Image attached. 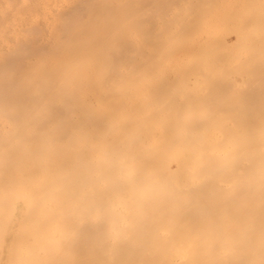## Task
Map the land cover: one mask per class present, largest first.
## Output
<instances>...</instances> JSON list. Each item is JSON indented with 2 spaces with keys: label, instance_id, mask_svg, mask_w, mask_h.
Here are the masks:
<instances>
[{
  "label": "bare ground",
  "instance_id": "1",
  "mask_svg": "<svg viewBox=\"0 0 264 264\" xmlns=\"http://www.w3.org/2000/svg\"><path fill=\"white\" fill-rule=\"evenodd\" d=\"M22 1V8L15 7L19 9L15 17L22 18L18 21H23L22 26L26 15L45 3L53 4L49 5L53 12L46 13L57 21L54 26L53 21L46 24L54 29L49 28L45 38L42 33L47 30L42 29L46 18L36 19L32 25L34 18L28 14L32 19L29 29L25 24V34L16 24L18 34L25 36L32 27L35 34L30 33L37 36L29 33V39L22 35L24 39L9 44L4 41L6 45L0 47V264H264V93L259 94L264 81H259L263 87L259 83L261 88L255 87L257 77L264 75V57L259 60L264 52L258 48L262 44L252 47L257 40L264 42V0L261 4L246 0L251 4L249 9L240 6L241 0L236 9L233 3L216 0L223 6L226 2L224 7L217 5L221 10H216L212 0L211 7L208 0H169L170 4L173 1L171 10L168 0H34V6L30 0ZM4 3L9 14L0 11L2 22L15 14L13 6ZM197 7L201 13L196 9L191 12ZM225 7L229 11L232 7L234 18L239 7L248 10H238L242 12L238 19L249 17L244 19L247 24L242 19L238 21L241 27H235L237 22L229 19L232 14ZM151 9L153 19H149ZM179 9L184 17L187 13L192 19L199 17V24L208 20L206 11H219L216 17L209 14L214 21L225 11L226 22L236 24L230 23L234 27L229 28H236L235 33L240 29L237 34L242 36L237 40L244 37L242 42L247 41L246 48H241L239 44H244L238 40L239 49L252 51L247 54L251 57L253 53L254 58H247L240 51L246 65L248 60L256 61H249L257 64L252 71L254 63L242 68L250 77L244 79L252 82L242 78V89L241 82L231 78L230 73L236 78L244 65L239 54L230 52L227 57L225 50L218 55L216 45L211 44L218 55L212 56L215 60L211 62V47L208 53L202 51L208 50L206 47L201 50L204 42L198 43V37L212 33L207 31L208 22L213 24L209 15L207 29L204 24L196 29L198 20L194 22L188 15L196 25H185ZM44 11H38L40 16ZM197 12L201 16L193 14ZM253 16L256 21L252 19L250 24L256 23L252 29L260 34L247 28ZM221 20L219 23H224L225 19ZM14 21L10 22L15 25ZM217 23L211 25L216 35L227 27L226 23L220 31L218 23V32ZM242 27L248 34L244 35ZM40 28L43 32L39 37ZM13 32L16 36L17 31ZM187 35H191V42L198 36L199 51L209 55L201 52L202 57L210 58V62L202 59L200 63L210 64L199 66L195 63L198 60L193 64L191 58L198 57V46H190V38L185 42ZM217 36H211V42L218 47L222 43L225 47L220 46L221 50L229 48L232 42L222 34V38L218 36L221 40ZM248 39L253 41L248 46L254 52L248 49ZM166 41L174 43L175 49L167 42L174 51L163 46ZM182 41L189 46L183 47L187 61L182 59L183 53L181 59L186 66L194 65L183 64L192 68H184V74L196 76L194 87L201 85L205 91L200 94L199 88L186 86L190 76L187 83L182 81L186 85L180 86L177 80V88H192L189 93L184 91L188 96L182 93V101H177L174 98L181 90L169 85L163 88L162 83L153 89L151 80L156 73L154 82L166 83V73L160 72L162 77L157 68L162 67L161 61L167 62L161 71L174 68L165 59L180 53ZM232 45L237 50V45ZM235 58L241 62H232ZM177 63L174 72L179 74ZM159 78L164 80L157 81ZM176 78L170 80L175 82ZM230 84L235 86L229 88ZM170 89L178 94L169 95ZM230 89L232 95L227 92ZM170 97L176 102H169ZM161 99L162 104L157 102Z\"/></svg>",
  "mask_w": 264,
  "mask_h": 264
},
{
  "label": "rangeland",
  "instance_id": "2",
  "mask_svg": "<svg viewBox=\"0 0 264 264\" xmlns=\"http://www.w3.org/2000/svg\"><path fill=\"white\" fill-rule=\"evenodd\" d=\"M1 1H2L3 3H2V4L0 3V11H1V10H2V11L4 10L6 13H8V10H7L8 5H6V4L4 3V2H7V4H9V7H10V6H13V8H12V7H11V8H12L13 11H15V14H14V15L12 14V15L14 16L15 20H16V18L18 19V20H16L17 22L14 21V18H12L13 16H11V15H10L11 17H10V16H6L7 19H5V17L3 16V17H4V18H3V22H2L1 19H0V22H2V25L0 24V28H1L0 31L2 32V29H3V34L0 32V33H1L0 36L4 35V36H2V37L0 38V42H2V43H0V47H1V48H2L3 46L6 45V44L4 45V41H5V43H6V42L8 43V42H14V41H17V40H22V39H24V38H29V39H30L31 36H33V38L36 37L37 35H32L33 33L35 34V31H34L35 29H34V27H33L34 30H32L33 33H32V31H31L32 27L30 28V30H28L29 33H30V32L32 33V34H31V33H30V34L28 33V34L31 35V36H27L28 34L25 35V36H24V34H21V33H23V32H25V34L27 33V31H26L27 29H25L24 27L27 26L26 28H28V25H29L28 22L31 24V22L33 21V22H32V25H34V21H35L36 19H37V20H38V19H40V20L44 19V20H45V18H46L45 23H44V24H45V29H44V27H43L44 25H42L41 28L43 27V29H42L43 31H45V30L48 31L49 28H50V29L53 28V26L55 25V23H56V21H57V17H56V21L54 20V21H55V22H54L53 19H52V18H54V17H52V16H54V15H51V16H50L49 13H46V12H51V11L53 12L52 8H49V5H53V4H52V3H49V4H48V3H45V4H42V5L45 7V9H43V10H45L44 12L47 14V17L45 16V13H44V12H42V13H44V14H43L44 16H43L42 14H41L42 16H40V13H41V12L39 13L38 11H40V10L43 11L42 8H44L42 5H40L41 8H40L39 10H36L37 12L35 11L37 14H36L33 10H32L33 12L30 11L31 13H33V16L30 14V12L28 13V14H29L32 18H34V19L32 20V19L29 17V15L27 14V15H26L27 19H26V23H25L26 25L23 24V26H22V25H21L22 22H23L22 20H20V24L18 23L19 19H22V18H20V17H15V16L17 15L16 12H18L19 9L22 8V6H23L24 3L20 5V2H19L20 0H15L16 2L18 1L17 3H19L18 5H20V8H19V6H18L17 4L13 5V3H11V2H12L11 0H10L11 5H10V3H8L9 0H8V1L0 0V2H1ZM21 1H22V0H21ZM36 1H37V0H36ZM36 1H34V0L31 1V0H30V3H29V2H27V1L25 0V3L27 2V3L31 4L32 6H34V5L32 4V2L35 3ZM38 1H40V0H38ZM208 1H209V2H208L207 4H208V6H210V7H211V4L214 5L213 3H216V4H215V5H216V6H215V7H216V10H217V7H218V9H220L221 7L226 6V4H225L226 2H227L228 4H229V3H233V4H234L233 7H235V4H236L237 2L240 3L239 0L236 1L235 3H234L233 1L231 2V1H229V0H225L226 2H225V3L223 2V3H224V6H223V4H220V5H219V4L217 3L216 0H212L213 3H212L210 0H208ZM222 1H223V0H222ZM222 1H221V2H222ZM241 1H243V4H244V5H243V4H240V6H243V7H244V6H247V8H248V5H249V7H251L252 0H251V2H250L251 4H246V3H248L246 0H245V3H244V0H241ZM248 1H250V0H248ZM256 1H257V0H256ZM22 2H24V0H23ZM22 2H21V3H22ZM210 2H211V3H210ZM218 2L221 3L220 0H218ZM253 2H254V1H253ZM258 2L261 4L262 0H261V1L258 0ZM258 2H257V3L255 2V3H256L257 5H260V4H258ZM263 2H264V1H263ZM163 3L166 5V3H165L164 1H163ZM168 3H169V4H168ZM168 3H167L168 6H167V5H166V6H167V7H170L171 4L173 3V1H171V4H170V2H169V0H168ZM239 3H237L236 6H237ZM3 4H4V5H3ZM47 4H48V5H47ZM256 4H255V5H256ZM5 5H6V6H5ZM16 5H17V7H18L19 9H18V8H15ZM36 5H37V4H36ZM217 5H219V6H221V7L219 8V6H217ZM231 5H232V4H230L229 6H231ZM257 5H256V6H257ZM166 6H165V9H166ZM238 6H239V5H238ZM238 6H237V7H238ZM261 6H263V5H261ZM51 7H52V6H51ZM163 7H164V6H163ZM163 7H162V9H163ZM257 7H258V6H257ZM1 8H2V9H1ZM171 8H172V7H170V10H171ZM244 8H245V7H244ZM247 8H245V9H247ZM261 8L264 9V7H261ZM9 9H10V8H9ZM32 9H35V8H32ZM46 9H47V10H46ZM165 9H164L163 13L166 12V11L168 12L167 9H169V8H167L166 11H165ZM195 9H196L197 11L199 10L200 13H201V9H200V8L198 9V7H197V8H193V9H191V12H193L192 10L196 11ZM213 9H215V8H213ZM222 9H223V8H222ZM230 9L232 10V7H230ZM233 9H236V7L233 8ZM239 9H240V10L242 9L241 11H246V12L248 11V10H245V9L243 10V8H240V7H239ZM239 9H238V10H239ZM248 9H249V8H248ZM252 9L255 10V7L252 8ZM252 9L250 8V10H252ZM259 9H260V8H259ZM10 10H11V9H10ZM48 10H51V11H48ZM170 10H169V11H170ZM180 10H181V9H179V12H180ZM185 10H186V8L183 9L184 12H185ZM220 10H221V9H220ZM224 10H227L226 12H229V13H231V14L233 15V16L231 15V17H230V15H228V16H229V19H230V18H234V16H235V15L233 14L234 12H233V11H232L233 13L230 12L231 10L229 11V7H227V8L225 7ZM238 10H236L237 12H239L238 15H236V18H237V19H238V16L240 17V15L242 14V12H241V11H238ZM257 10H258V8H257ZM261 10H262V9H261ZM261 10H259V11H261ZM222 11H223V10H222ZM222 11L219 13V14H220V16H219L220 18L217 17V19H219L220 22L222 21L221 19H225L224 23H223V22H222V23H219L218 20H215V21L213 20V17L216 15L215 13H218L219 11L214 12V13H213V10H212V12H210V11H206V14H208V12H209V14H210V13H211V14L213 13L212 15L210 14L211 16H213V15L215 14L212 18H211L210 15L208 14L209 17H210V18L212 19V21H213V24H211V25H213V27H214V26H215L214 24H216V23L218 22V23L220 24V26H221V27H219V24L217 23L218 26L216 25L215 30H217L218 27H219V29H220V28L223 29V28H224V27H222L223 25H224V26L227 25L228 28H229V27L233 28L234 26H230L232 23H233L232 25H236V24H237L235 27H238V25L240 26L241 23H238V21H239L240 19H238V20H237L236 18H234V20L232 19L234 22H235V21L237 22V23L235 22L236 24H235L234 22H231V20H230V21L228 20L229 23L226 22V21H227V20H226V17H227V19H228V16H226L225 11H224L223 14H222ZM236 11H235V13L237 14ZM259 11H258V12H259ZM5 12H4V13H5ZM151 12H152V9H151L150 12H149V19H151V18L153 19V17L150 16ZM187 12H188V11H187ZM240 12H241V13H240ZM250 12H251V11H250ZM255 12H256V11H255ZM255 12H253V10H252V13H255ZM6 13H5V14H6ZM13 13H14V12H13ZM34 13L36 14V16H35ZM38 13H39V14H38ZM54 13H55V12H54ZM152 13H153V12H152ZM181 13H182V10H181V12L179 13V17H180V18H182V17H181ZM198 13H199V12H197L196 14H195V13H193V14L197 16ZM200 13H199V14H200ZM224 13H225V14H224ZM229 13H228V14H229ZM243 13H244V12H243ZM248 13H249V12H248ZM252 13H250V14H252ZM259 13H260V12H259ZM263 13H264V11H263ZM263 13H262V14H263ZM8 14H9V13H8ZM184 14H185V13H184ZM189 14H190V13H189ZM189 14L187 13V15H185V17H184V15H183V13H182V15H183V17H184V21H183V19H182V21L185 22V23L187 22L185 25L189 24L188 22L191 21L189 18L186 17V16H188ZM202 14L205 15V12L202 11ZM221 14H222V15H221ZM244 14H245V13H244ZM1 15H3L2 12L0 13V16H1ZM6 15H7V14H6ZM38 15H39V17H38V18H35V17H37ZM48 15H49V16H48ZM151 15H153V14H151ZM190 15H191V14H190ZM190 15H189V16H190ZM208 15H206L207 17H206V16H204V17L202 16V18H205V17H206V18H208L207 21H209L210 18L208 17ZM223 15H224V18H223ZM245 15H246V14H245ZM253 15H254V14H253ZM34 16H35V17H34ZM200 16H201V14H200ZM217 16H218V14H217ZM242 16H243V15H242ZM248 16H249V15H248ZM251 16H252V15H251ZM262 16H264V15H262ZM1 17H2V16H1ZM1 17H0V18H1ZM9 17H10V19H9ZM43 17H44V18H43ZM51 17H52V18H51ZM190 17H191V19H192V16H190ZM215 17H216V16H215ZM221 17H222V18H221ZM244 17H245V16H244ZM258 17H259V16H258ZM41 18H42V19H41ZM47 18H50V19H51V23H50V21H49L50 19H47ZM246 18H247V17H245V18L242 17L243 22H242V19H241L240 21H241L242 23H246V24H247L248 21L244 20V19H246ZM4 19H5V20H4ZM11 19H12V20H11ZM188 19H189V20H188ZM193 19H194V17H193ZM193 19H192V20H193ZM195 19L198 20L199 17H197V18H195ZM195 19H194V22L196 21ZM215 19H216V18H215ZM247 19H249V17H248ZM252 19H254L253 21H256V20H255L256 18H254V16L251 17V20H250V22H249V24H248V26H247L248 29H249V26H250V28H251L250 30H253L252 27H253L254 25H256V23H255L253 26L251 25V24H253ZM260 19H263V18H260ZM27 20H28V21H27ZM31 20H32V21H31ZM44 20H43V21H44ZM178 20H179V22H182V21H180L181 19L178 18ZM178 20H177V22H178ZM200 20H201V19H200ZM203 20L205 21V19H203ZM203 20H201V21H203ZM10 21H14V22H15V25H14L12 22H10ZM30 21H31V22H30ZM46 21H49V22H46ZM52 21H53V26H52V28H51V25H50V27L47 26V25H48V24H52ZM150 21H151V20H150ZM204 21H203V24L206 26V28H204L205 26H203L202 22H200V24H199V20L196 21V22H198V26H197L198 28H196V26H195V28H196V29H199V27H200V29H201V27H203V28L206 30V29H207V25H208V26H209L208 29H210V30H207V31H211L212 33H210V34L215 33L216 31H214V30H213L214 28L210 25V21H211V20L208 22L209 24H207V25L205 24L207 21H206L205 23H204ZM216 21H217V22H216ZM244 21H246V22H244ZM260 21H261V20H260ZM179 22H178V23H179ZM194 22H192V23L190 22V24L193 25ZM251 22H252V23H251ZM257 22H258V20H257ZM6 23H8V24H6ZM11 23H12V24H11ZM47 23H48V24H47ZM226 23H227V24H226ZM230 23H231V24H230ZM250 23H251V24H250ZM3 24L9 25V26H7V27H8V29H9L10 31H9V30H6L7 28L5 29L6 26L3 25ZM16 24H17V25L19 24V26H20V25H21V26H20V27H19V26H16ZM46 24H47V25H46ZM201 24H202V25H201ZM225 24H226V25H225ZM10 25H11V26H10ZM12 25H14V26H12ZM24 25H25V26H24ZM32 25H30V26H32ZM178 25H179V24H178ZM185 25H184V27H186ZM194 25H196V24L194 23ZM228 25H229V26H228ZM243 25H244V24H243ZM243 25H242V26H243ZM258 25H259V24H257L256 28H260ZM15 26H16V27H15ZM180 26L183 28L182 24H180L178 27H180ZM210 26H211V27H210ZM260 26H262V25H260ZM263 26H264V25H263ZM13 27H14V29H13ZM18 27L21 28L20 31H22V30H24V31L18 34V32H19V29L17 30ZM22 27H23V29H22ZM47 27H48V28H47ZM181 27H180V28H181ZM227 27H225V32H224V29H223L222 31H221V29H220L221 32H219V31L217 30V31L219 32V34L217 33V35H218V36L220 35L221 38H222V36H223V38L225 39L226 36H225L224 34H225V33L229 34V33H228V30H227ZM240 27H241V26H240ZM41 28H40V30L38 31L40 34H38V32L36 33V34L39 35V37H40L41 33L43 32V31L40 32V31H41ZM46 28H47V29H46ZM182 28H181V29H182ZM253 28H254V27H253ZM256 28H255V29H256ZM12 29H13V30H12ZM28 29H29V28H28ZM50 29H49V30H50ZM53 29H54V28H53ZM53 29H52V31H53ZM242 29H243V33H244V35L248 34V33L245 32V31H246V30H245L246 28H243V27H242ZM260 29H261V28H260ZM260 29H259V30H260ZM262 29H263L262 34H264V28H262ZM11 30H12V31H11ZM182 30H183V29H182ZM182 30H181V31H182ZM230 30H231V31H230ZM235 30H236V28H235ZM235 30L229 28V32H230V33L232 32V33L229 34L228 37H226V38L229 39L230 42L233 43V45H235V44L237 45V42H239L238 40H240V39L237 40V38H238L237 36H239V38H241V36H242V34H241V33H242V30H241V33H240L241 36H240L239 34H237V33H239V30H240V29H239L238 32H236V33H235ZM250 30H249V31H250ZM256 30H258V29H256ZM8 31H9V32H8ZM13 31H17L16 34L18 35V38L16 37L17 35L14 36L15 33H14ZM47 31H46V32H43L42 35L44 36V34H45V35H47V36L49 37V31H48V33H47ZM50 31H51V30H50ZM181 31H180V33H178V34H179L178 36H181ZM207 31H206V32H207ZM249 31H248V32H249ZM10 32H11V33H10ZM182 32H183V31H182ZM200 32H202V30H200ZM200 32H199V34H200ZM206 32H205V33H206ZM222 32H223V33H222ZM257 32H258V31H257ZM257 32H256L255 30H253L252 33H257ZM259 32H260V31H259ZM259 32H258V33H259ZM5 33H7V34L5 35ZM46 33H47V34H46ZM220 33L222 34V36H221ZM245 33H246V34H245ZM252 33H251V31H250V33H249V35H248V38H250V36H251L250 34H252ZM260 33H261V32H260ZM260 33H259V34H260ZM190 34H191V31H190ZM201 34H202V33H201ZM210 34L208 33L207 36H205L206 34H205V35H200V36H205V37H207L208 39L206 40V42L208 41V42H210V43H206V42L204 41L206 38L204 37V39H203V38H201L200 36H199V37L196 36V37H195V38H196L195 41L193 40V42H191V41H192V40H191V37H190L191 35H189V36L187 35L188 37H185V40H184V41L186 42V41L189 40L188 38H190V40H189L187 43H188L190 46H192L191 43H192V44L194 43V44H195L194 47H196V46H198V45L196 44V42H197L196 40H197L198 38H200L201 41L199 40L198 43H200V42H204V43H201V45H200L201 50H202V48L205 49V47H206V49H208V48H210V47L212 48V49L210 48V52H209V49H208V50H202V51H204V52L207 51V53L209 52V54L211 53V51H212V53H213V52L215 53V52L217 51V49L219 50V51H217L218 55H219V53H220V55H222L221 52H223V53L225 54V52H226L225 50H228V52L226 53V54H227V57H228V54H229V56H231L233 53L239 54L240 57L242 58L241 60H242V62H243L244 65H243V67L240 66L241 68L238 67L237 71H235V72L237 73L238 70H239V68H240V71H239V72L242 71L240 74H242L243 72L246 73L247 71H245V69H243V70H244V71H243L242 68H244L245 66L249 67V64H250L249 61H254V60H253V59H252V60H248V59H247V60H248L247 62H248L249 64L246 65V62L244 61V56L246 55L247 58L251 57L250 55H247V54H250L252 51L250 52L249 50H247V51H248V53H247L246 50L243 51L244 48L241 49V50H242V54H245V55L243 56V55L240 53L241 50L239 49L238 45H237V47H238L237 50L239 49V51H237L235 47H234V48H235V51H234V48L231 47L232 43L229 44V45H230L229 48H228V46H226L227 49L221 50V49H219L220 46H224L222 43L218 42V43L221 44V45L218 47V46H217L218 44H214L215 42H214V43L211 42V40H212V37H211V36H217L216 33H215L214 35H211V36H210ZM259 34H258V36H259ZM9 35H10V36H9ZM19 35H20V37H19ZM22 35H23L24 38L22 37ZM12 36H13V37H12ZM26 36H27V37H26ZM47 36H44V37H45V38H48ZM185 36H186V35H185ZM218 36H217V38L220 39ZM224 36H225V37H224ZM14 37H16L17 39H16V38L14 39ZM41 37H42V36H41ZM44 37H42V38H44ZM192 37H193V36H192ZM197 37H198V38H197ZM236 37H237V38H236ZM245 37H246V36H245ZM251 37H252V36H251ZM2 38H3V39H2ZM19 38H20V39H19ZM175 38H176V37H175ZM181 38H182V36H181ZM181 38H180V39H181ZM186 38H187L188 40H186ZM235 38H236V39H235ZM243 38H244V37H243ZM243 38H242V39H243ZM5 39H6V40H5ZM168 39H170V38H168ZM193 39H194V38H193ZM209 39H210V40H209ZM242 39L240 40L241 43H243V44L245 43V44H246L247 41L245 42V41H244L245 39H244L243 42H242ZM250 39H251V38H250ZM262 39H264V37H262ZM9 40H10V41H9ZM166 40H167V39H166ZM170 40H172V38H171ZM170 40H169V41H170ZM178 40H179V37H178ZM181 40H182V39H181ZM220 40H221V39H220ZM246 40H247V37H246ZM164 41H165V39H164ZM173 41H174V40H173ZM214 41H215V40H214ZM223 41H224V40H223ZM250 41H252V40H250ZM250 41H249V39H248V42H249V43H247V46H248V44L251 45V42H250ZM254 41L256 42V40H254ZM167 42H168V41H166V42L163 43V44H164L163 46H165V48H166V46H167ZM185 42L183 43V41H182L183 44L179 43V45H180L179 47H178V45H177L178 49L181 48L180 50H178V51H180V53L178 52L179 57L177 56L178 54H176L175 52H173V53H175L176 56H173L174 54L172 55V53H171V54L168 53L169 55H171V57L173 56L172 58H173L174 60L171 59L169 55H167V56H168L167 59L163 58L164 55L161 56V57L163 58V60H164V59L167 60V61L169 60V64H170V65H171L172 63L174 64V65L172 64V65L174 66V68L170 67V68H168V70L170 71V70L173 69V70H172L173 72H172V71H170V72H171L172 74L174 73L173 75H176L175 77H174L173 75H170L171 73H170L168 70H167L168 72H165L166 68H165L164 70H162V71L160 70V69L163 68V64H164V63H165L164 65L167 64L166 61H165L164 63H163V61H161L162 67L160 68L159 66H161V65H159V66L156 65V66H158V68H157V67H156V68H157V71L159 70V74H160V72L162 73L163 71H164V72L162 73V75L166 73V75H167V78H165V79H166V81H165L166 83H164V82H158L159 84H158V83L156 84V83L154 82V81H156V79L154 78V76H155V75L157 76V74H156V73H153V70H155L154 72H156V68H155V69H152V72H151V73L155 74L154 76H153V74H152V76H153V78H154L155 80H154L153 78H152V80H151V82L153 81V82H152L153 85H152V83H151L153 89H154V88L156 89L161 83L164 84V85L161 84V87H163V88H164L165 85H166V86L169 85V86H170L169 88H171V87L173 88V86H175V88H177V87H176L177 80H178V84H180V86H181V84H182V85H186V84H184L182 81H186V83H187V80H188V84H187L186 86L190 87V85H191V86L193 85L192 87H194V86H195V85H194L195 83L193 84L192 82H193V80H194L193 78H195L196 76H195V77H194L193 75H192L193 77L190 76V75L186 76V74H184V73H185V72H184L185 69H186V70L188 69L187 71H189V69H192V68L194 67V65H193L194 62L197 61V60H198V61L195 62V63L198 64L199 66H200V65L203 66V64H204V65H208V64H210V63L205 64V63H204L205 61H203V64H201L200 62L202 61V59H204V60H207V59H208V62H210V61L213 62V60H215V58L218 56L217 54H214V53H213V55H211V54H212V53H211L210 56H209V55L206 53L209 57H211V59L208 58V57H207V59H206V56H205V58H203V57H202V54H201L202 51H201V52L199 51L200 49H199V46H198V47L195 48V50L198 49L197 52H195L196 54H195L194 52H193V53H194L196 56L199 57V55H197V54H198V52H200V54H201V60H200V57H199V58H198V57H197V58H193V57H192L191 59H192L193 64H192V65H191V64L188 65V66H192V68H185V67H188V66L185 65V64L187 63V62H186L187 60H186V57L184 56V53H183V51H184V48H183V47H185L184 44L186 45ZM216 42H217V41H216ZM252 42H253V41H252ZM262 42H263V41H262ZM262 42L259 43L258 40H257V42L254 44V46L252 45V47H255L256 45L258 46V45H261V44H262L261 46H262V48H263V47H264V44H263L264 42H263V43H262ZM205 43H206V44H205ZM239 43H240V42H239ZM257 43H259V44H257ZM1 44H2V46H1ZM8 44H9V43H8ZM188 44H187V45H188ZM203 44H205V45H203ZM209 44H210V45H209ZM211 44L214 45V46L216 45V51H214L215 49L213 50V46H212ZM245 44H244V46H242V44H239V45H241V48H242V47H245V48H246ZM168 45L173 46L174 49L176 48V46L174 45L173 42H168ZM187 45H186V46H187ZM189 45H188V46H189ZM208 45H209V46H208ZM233 45H232V46H233ZM188 46H187V47H188ZM207 46H208V47H207ZM161 47H162V46H161ZM173 47H172L171 49H169V47L167 46V48H168L169 50L174 51ZM224 47H225V46H224ZM248 47H249V46H248ZM248 47H247V48H248ZM252 47L250 46L248 49H252V50H253ZM1 48H0V49H1ZM185 48H186V47H185ZM214 48H215V47H214ZM231 48H232V50H231ZM258 48L261 49L262 52H264V51H263L264 48H263V49L260 48V47H258ZM163 49H164V48H163ZM163 49H162V51H163ZM229 49H230L231 51H229ZM254 49L256 50L257 48H254ZM164 50H165V49H164ZM167 51H168V50H167ZM172 51H170V52H172ZM175 51L177 52V49H176ZM220 51H221V52H220ZM233 51H234V52H233ZM256 51L259 52V50H256ZM256 51H255L256 54L254 53V55H256L257 57H259L258 55H260V54L257 55V52H256ZM204 52H202V53H204ZM230 52H231L232 54H230ZM238 52H239V53H238ZM249 52H250V53H249ZM253 52H254V50H253ZM262 52H261V53H262ZM182 53H183V54H182ZM0 54H1V52H0ZM165 54H166V53H165ZM181 54L185 57V58H184V57L182 58V59L186 60L185 62L181 59V57H182ZM194 54H193V56H194ZM204 54H205V53H204ZM206 54H205V55H206ZM262 54H263V53H262ZM214 55H216V56H214ZM263 55H264V54H263ZM187 56L190 57V56H192V55H188V54H187ZM212 56H214L215 58H213ZM235 56H236V55H235ZM235 56H234V57H235ZM159 57H160V56H159ZM175 57H176V58H175ZM257 57L255 58L256 60H257ZM261 57L263 58L264 56H260L259 58H261ZM156 58H157V57H156ZM178 58H179V59H178ZM187 58H188V57H187ZM229 58L232 59V60H234V59L231 58V57H229ZM229 58H228V59H229ZM236 58H239V57L236 56ZM236 58H235L236 61H232V62H234V63L237 62V64H239V63L241 62V61H240V62L238 63V61L240 60V58H239V60L236 59ZM251 58H254V57H253V53H252V57H251ZM251 58H250V59H251ZM262 58L259 59V60H262ZM175 59H176V61H178V63H179V65H177L178 67L176 68V70H178V68H179L180 70H178V71H180V72H182V73H179V74L177 73V74H176V73L174 72V71H175L174 69H175V67H176V66H175V65H176L175 63H177V62L175 61ZM189 59H190V58H189ZM209 59H210V61H209ZM230 59H229V61H231ZM245 59H246V58H245ZM155 60H156V59H155ZM199 60H200V61H199ZM237 60H238V61H237ZM259 60H258V61H259ZM263 60H264V58H263ZM263 60H262V61H263ZM150 61H151V60H150ZM157 61H158V58H157ZM174 61H175V62H174ZM189 61H190V60H189ZM262 61H261V62H262ZM158 62H159V61H158ZM190 62H191V61H190ZM192 62H191V63H192ZM198 62H199V63H198ZM232 62H231V63H232ZM254 62H256V61H254ZM254 62H251V64L254 63ZM263 62H264V61H263ZM178 63H177V64H178ZM231 63L229 64V66L231 67L232 70H234V69L232 68V66H231ZM183 64H184L185 67L183 66ZM196 64H195V65H196ZM237 64H236V65H237ZM251 64H250V65H251ZM254 64H255V65H254ZM254 64H252L254 67L252 68V66H251V68H250L251 70H250V71H252V69L254 70V68L257 67V64H256V63H254ZM170 65H169V66H170ZM240 65H241V64H240ZM255 66H256V67H255ZM164 67H165V66H164ZM167 67H168V65H167ZM195 67H197V65H196ZM233 67H234V66H233ZM159 68H160V69H159ZM171 68H172V69H171ZM184 68H185V69H184ZM183 69H184V70H183ZM231 69L228 71V73H230ZM248 69H249V68H247L246 70H248ZM176 72H177V71H176ZM232 72H234V71H232ZM235 72H234V73H235ZM239 72H238V74H239ZM167 73H170V74H167ZM245 73L242 74V75H244V76H241L240 74H239V75H240V76H239V75L237 74L239 78L237 77V75H236V78H235V74L233 75V73H230V74H232V75H231V78H234V79L239 83V82L242 81V78H243V81L245 80V82H246L247 78H250L248 75H247V76H248V77H247V76L245 75ZM251 73H252L251 75H253V72H251ZM180 74H183V75L180 76ZM247 74H249V72H248ZM150 75H151V74H150ZM160 75H161V74H160ZM162 75H161V76H162ZM169 75H170V76H169ZM249 75H250V74H249ZM161 76H160V77H161ZM168 76H169V77H168ZM172 76H173V77H172ZM177 76H178V77L180 76L179 78H181V77H182V78L186 77V78H184V79L181 78V79H182V80H181V79H178ZM183 76H184V77H183ZM189 76H190V77H189ZM229 76H230V75H229ZM245 76L247 77L246 79H244ZM260 76H261V78L264 79V77H263L264 75H260ZM162 77H163V76H162ZM162 77H161V78H162ZM164 77H166V76H164ZM176 77H177V78H176ZM188 77H189L192 81L189 80V79H187ZM209 77H210V76H208V78H209ZM251 77H254V76H251ZM156 78H158V77H156ZM161 78H159V80L157 79V81H160ZM170 78H176L175 82L173 81V79L170 80ZM201 78H202V80H203V76H202ZM201 78H200V79H201ZM261 78H260V77H259V78L257 77V80H258L257 83L254 81V82L257 84V86H255L253 83H252V84H253L255 87L259 88L260 86H262V84H263L262 82L264 81L263 79L260 80ZM150 79H151V78H150V76H149V81H150ZM186 79H187V80H186ZM200 79H199V80H200ZM163 80H164V78H163ZM163 80H161V81H163ZM167 80H168L169 83L167 82ZM196 80H198V78H196L195 81H196ZM171 81L173 82V84H170ZM243 81H242V82H243ZM247 81H248V82H252L251 80L249 81V79H248ZM259 81H260L262 84L259 83ZM196 82H199V84H200V83H201V84H204L203 81H196ZM237 82H236V83H237ZM242 82L239 83V84H241V87H242V89H243ZM167 83H168V84H167ZM174 83H175V84H174ZM243 83H244V82H243ZM258 83L261 84V85L259 86ZM154 84H155V85H154ZM178 84H177V85H178ZM252 84L250 83L251 86H252ZM243 85H244V84H243ZM178 86H179V85H178ZM200 86H201V85H200ZM200 86L197 87V88H199L198 90H201V89H200ZM205 86H206V85H205ZM233 86H235V84H234V85H233V84H230L229 88H230V87L233 88ZM236 86H237V85H236ZM254 86H253L252 88H250V90H251V89H254V88H255ZM263 86H264V84H263ZM263 86H262V87H263ZM152 87H151V88H152ZM161 87H160V88H161ZM237 87H239V85H238ZM244 87H245V86H244ZM249 87H250V86H249ZM167 88H168V86H167ZM167 88H165V89L167 90ZM172 88H171V89H172ZM179 88H180V87H179ZM179 88H177V89H179ZM185 88H186L185 86H182V89H179V90H181L179 94H178L177 91H175V92H177L176 94L179 95V96L177 95V97L174 98L175 100H177V101H180V100H181V101H182V96H183V95H184V96H185V95L188 96L186 92H188V91L191 90L192 88H191V89L188 88L189 90H188V89L186 90ZM195 88H196V87H194V89H195ZM197 88H196L195 90H197ZM205 88H206V87H205ZM205 88L202 87V89H205ZM260 88H261V87H260ZM263 88H264V87H263ZM171 89H170L169 91H167V92H169V93H168L169 95H170L171 93H173V94L175 93V92H173ZM183 89H185V90H183ZM246 89L248 90V87H246ZM246 89H245V90H246ZM173 90H176V89H173ZM182 90H183V91H182ZM245 90H241L245 95H251V94H252V93H250V92H252V91L249 90V91H250V92H249L250 94H247V91L245 92ZM260 90H263V92L259 93V94L261 95L262 93H264V89H260ZM164 91H165V90H164ZM184 91H186V92H184ZM204 91H205V90H203V91L201 90V91H200V94H201L202 92H204ZM229 91H230V92H229ZM167 92H166V93H167ZM192 92H194V91H191L189 96H192V94H191ZM197 92H198V91H197ZM197 92H196V93H197ZM227 92H228V94L230 93L229 95H232L234 91H233L232 89H230V90H228ZM239 92H240V90H239ZM242 92H241V93H242ZM166 93H165V94H166ZM182 93H183V95H182ZM188 93H189V92H188ZM176 94H175V95H176ZM162 95H163V94H162ZM196 95H197V94H196ZM221 95H222V94H221ZM253 95H254V94H253ZM263 95H264V94H262V96H263ZM172 96H173V95H172ZM186 96H185V97H186ZM212 96H214V98H215L216 95H213V94H212ZM219 96H220V95H219ZM223 96H224V95H223ZM227 96H228V95H227ZM161 98H162V97H161ZM164 98H165V100L167 101L166 96H165ZM170 98H171V97H170ZM170 98H169V102H173L174 100H172V98H171V101H170ZM159 99H160V98H159ZM161 100H162V101H161ZM161 100H159V101L157 100V102H161V104H162L163 99H161ZM214 100H215V99H214ZM166 101H165V103H166ZM210 101H211V102H214L213 99H211ZM215 101H216V100H215ZM221 101H222V100L220 99V102H221ZM169 102H168V103H169ZM174 102H176V101H174ZM202 102H203V101H202ZM205 102H206V101H205ZM216 102H219V99H218ZM166 104H167V103H166Z\"/></svg>",
  "mask_w": 264,
  "mask_h": 264
}]
</instances>
